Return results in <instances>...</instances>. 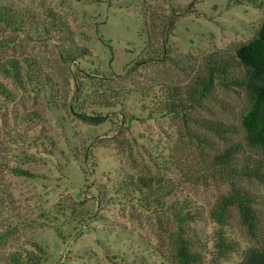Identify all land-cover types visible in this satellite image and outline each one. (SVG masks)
<instances>
[{
	"label": "rangeland",
	"instance_id": "obj_1",
	"mask_svg": "<svg viewBox=\"0 0 264 264\" xmlns=\"http://www.w3.org/2000/svg\"><path fill=\"white\" fill-rule=\"evenodd\" d=\"M262 3L0 0V7L29 20L56 13L63 28L91 50L89 57L67 62L59 55L60 33L32 40L0 23V41L10 44L0 50V65L11 70L10 60L30 59L52 79L46 92L29 84L21 88L0 67V79L13 93L12 99L0 95V228L4 222L12 226L2 251L38 244L47 253L43 264H136L139 257L144 264H177L176 224L161 210L120 193L118 185L129 174L164 175L173 185L170 201L201 207L204 215L191 224L190 233L202 264H238L249 249L260 247L264 182L233 177L231 166L215 158L237 147L236 167L247 160L245 92L219 86L187 118L153 114L142 92L185 86L205 69L212 53H235L264 22ZM173 13L179 15L167 36L176 62H155L151 48L163 43L165 21ZM122 93L128 94L121 106L99 112L106 115L99 125L77 115L80 107L90 114L98 101ZM197 121H212L220 129L210 131ZM234 183L256 197L253 227L237 206L224 225L212 215ZM220 231L236 249L227 258L220 256Z\"/></svg>",
	"mask_w": 264,
	"mask_h": 264
},
{
	"label": "trees",
	"instance_id": "obj_2",
	"mask_svg": "<svg viewBox=\"0 0 264 264\" xmlns=\"http://www.w3.org/2000/svg\"><path fill=\"white\" fill-rule=\"evenodd\" d=\"M264 4V3H262ZM262 4L260 6H262ZM172 14L166 20L167 33L163 38V43L159 49L151 48L152 60L165 61L169 58L176 62L174 53L170 52L168 47V33L175 27V16ZM63 21V20H62ZM61 18L56 13L48 11L46 19L29 20L25 14L17 13L9 7H0V23L14 30H21L32 40L41 38H55L53 33H60L59 42L60 57L67 62H76L83 60L91 55L90 48L80 45L72 33L63 28ZM26 28V25H29ZM64 22V21H63ZM10 44L0 41V50L9 47ZM173 56V57H172ZM164 58V59H163ZM146 61V60H145ZM11 70L6 66L0 65L3 72H8L21 88L26 84L49 89L50 76L39 73L36 63L26 59L25 63L17 59L9 61ZM42 70V69H41ZM226 89H242L247 97L248 105L242 116V126L244 129V139L247 145L244 156L247 160L240 167L235 165V153L239 150L237 147H230L224 153L216 155L215 158L225 165L231 166V176L238 179L259 180L264 182V22L259 26L251 40L236 48L235 53L218 51L209 55L205 63V69L196 74L195 77L186 84L181 85H162L158 91L150 90L142 92V97L150 105V109L155 115H181L185 118L193 116V113L204 106V102L212 98L217 87ZM128 93H122L112 99H103L93 105L95 111L87 114L81 110L77 114L85 122L92 124H101L106 120V115L99 113L103 110H114L123 104V100ZM0 95L7 99L13 98V93L6 87V84L0 79ZM99 110V111H98ZM98 111V112H96ZM118 112V111H117ZM116 113V112H113ZM121 114H117L118 116ZM196 120V118H195ZM202 127L218 132L220 127L212 125V121H197ZM248 149V150H247ZM23 175H30L29 172L17 169ZM169 179L160 174H150L144 176L128 175L123 178L118 189L124 196H130L138 200L145 208H157L169 215L177 226L176 233V253L177 264H202V255L193 247L196 246V240L191 237V224L204 215L201 207L194 206L189 201L174 200L170 201L173 194V185ZM256 197L249 192L237 188L233 184V192L229 197H225L219 202L212 215L215 219L224 225L226 216L230 208L237 206L242 217L250 227H253L258 221L254 212ZM1 222V221H0ZM12 226L5 222L0 228V264H43L47 253L45 249L38 245H31V249H16L9 253L3 252L9 240V234ZM263 240L260 247L251 248L247 251L243 260L238 264H264V225L262 227ZM219 252L222 258H227L230 251H235V246L229 244L220 231ZM136 264H144L143 257L137 258Z\"/></svg>",
	"mask_w": 264,
	"mask_h": 264
}]
</instances>
